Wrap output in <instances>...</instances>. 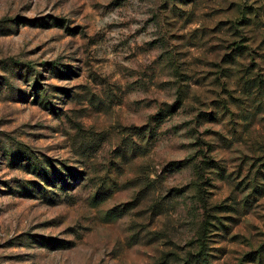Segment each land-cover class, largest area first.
<instances>
[{"label":"rangeland","instance_id":"rangeland-1","mask_svg":"<svg viewBox=\"0 0 264 264\" xmlns=\"http://www.w3.org/2000/svg\"><path fill=\"white\" fill-rule=\"evenodd\" d=\"M0 264H264V0H0Z\"/></svg>","mask_w":264,"mask_h":264},{"label":"trees","instance_id":"trees-1","mask_svg":"<svg viewBox=\"0 0 264 264\" xmlns=\"http://www.w3.org/2000/svg\"><path fill=\"white\" fill-rule=\"evenodd\" d=\"M175 106L174 107H172V110L170 111V113L171 112H174L175 111ZM173 164H174V166H179V164H181V163H179V162H173Z\"/></svg>","mask_w":264,"mask_h":264}]
</instances>
